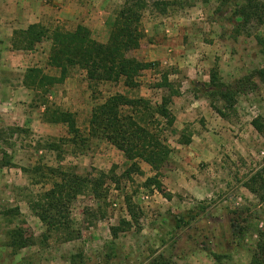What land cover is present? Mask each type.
Wrapping results in <instances>:
<instances>
[{
	"label": "rangeland",
	"instance_id": "rangeland-1",
	"mask_svg": "<svg viewBox=\"0 0 264 264\" xmlns=\"http://www.w3.org/2000/svg\"><path fill=\"white\" fill-rule=\"evenodd\" d=\"M126 1L0 0V159L6 154L13 165L0 169V264H253L264 234V201L244 185L264 171V86L258 80L256 87L240 88V83L264 69L256 40L264 38V26L240 29L234 0H146L144 38L130 56L152 67L137 78V88L122 83L90 88L80 69L53 87L36 89L25 82L30 69L55 78L60 72L48 64L51 41L16 51L15 31L34 24L67 32L83 26L105 44ZM159 2L169 6L159 10ZM214 68L237 92L225 119L206 96ZM164 76L180 92L170 105L176 121L164 133L170 160L159 174L140 162L141 173L128 176L131 163L123 153L89 137L92 111L116 94L160 104L169 95L157 87ZM57 112L74 115L77 142H71L68 125L53 123ZM258 118L261 133L252 126ZM13 128L25 133L12 135ZM182 136L190 144H180ZM51 143L58 148L48 149ZM50 169L93 179L108 176L97 196L86 192L73 201L77 235L69 242L61 234L44 239L46 227L34 213L59 181ZM156 176L163 192L147 184ZM128 200L137 207V222ZM16 208L19 219L4 217ZM122 220L131 226L114 239L111 228ZM17 223L36 237V245L12 252L4 247L5 233Z\"/></svg>",
	"mask_w": 264,
	"mask_h": 264
},
{
	"label": "trees",
	"instance_id": "trees-1",
	"mask_svg": "<svg viewBox=\"0 0 264 264\" xmlns=\"http://www.w3.org/2000/svg\"><path fill=\"white\" fill-rule=\"evenodd\" d=\"M208 0H205L207 2ZM237 4L236 19L240 22V29L250 25L264 26V2L262 0H234ZM146 0H127L116 15L110 26L108 42L103 44L92 38L91 32L83 26L77 27L73 32L55 29L50 31L40 24L29 26L26 30L15 31L12 39V48L16 51H33L39 44L51 41L52 47L49 57V66L60 72V77H50L42 70L30 69L25 76L28 86L36 89L53 87L63 83L73 69H80L86 73L90 88L105 83H122L126 88H137V78L152 64L143 63L130 54L141 47L144 38L141 29L143 12L147 9ZM166 8L167 2L156 3L155 7ZM162 11L163 12H165ZM238 28V27H237ZM236 33H239L237 31ZM264 56V38L256 37ZM257 80L264 86V69H260L240 83V88L256 87ZM159 89H167L169 95L162 98V102L153 105L151 101L142 98H129L123 94L109 97L104 103L96 106L89 123V137L105 140L117 150L123 153L131 167L126 171L141 173L140 162L148 164L154 171L160 170L170 160L171 149L166 144L164 133L170 130L176 121L170 110L174 97L180 95L174 84L167 76H164ZM209 88L212 89L206 96L210 99L211 107L218 115L225 119L228 117L236 103L237 92L223 83L218 68L211 71ZM222 103L219 107L217 104ZM53 123L66 124L73 134L75 143L81 138L76 126L74 115L68 112L53 114ZM252 126L258 132H262L260 119L252 122ZM14 133H25L20 128L9 129ZM3 132H0L2 135ZM1 140V139H0ZM182 145L190 144L188 137L182 136ZM48 149H57L56 144H49ZM10 158L4 154L0 159V169L11 167ZM29 172V171H26ZM59 181L53 184V188L43 195V202L35 207L34 213L46 227L44 239L53 235L61 234L65 242L76 238V231L71 221V205L75 198L86 192L97 196L102 182L108 176L101 173L98 178H85L62 170H49ZM149 186H155L163 192L161 182L157 176L148 179ZM245 188L264 201V171L252 175ZM169 199V197H168ZM128 212L132 220L138 221L137 207L131 200L127 201ZM6 219H19L18 208L4 213ZM131 223L126 220L120 222L119 227H112L111 234L117 239L122 227H130ZM257 244V254L253 264H264V234H260ZM36 245V237L28 232L23 224L17 223L5 233L4 247L12 252H20ZM219 259L218 256L215 257Z\"/></svg>",
	"mask_w": 264,
	"mask_h": 264
}]
</instances>
